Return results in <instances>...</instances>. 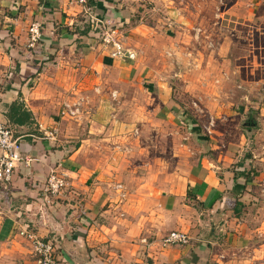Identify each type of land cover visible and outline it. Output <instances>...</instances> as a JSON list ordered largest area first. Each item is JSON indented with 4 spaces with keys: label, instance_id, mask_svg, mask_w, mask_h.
<instances>
[{
    "label": "crops",
    "instance_id": "0c3cea01",
    "mask_svg": "<svg viewBox=\"0 0 264 264\" xmlns=\"http://www.w3.org/2000/svg\"><path fill=\"white\" fill-rule=\"evenodd\" d=\"M5 1L0 119L33 161L0 182V264H38L23 231L50 240L61 264H264V219L252 227L244 206L233 215L249 202L251 182L229 159L196 158L183 174L167 176L165 159L157 170L147 162L153 150L164 151L144 141L143 129H119L131 119L118 107L152 104L159 120L172 121L177 102L149 58L151 44L169 28L178 46L182 30L197 24L201 2L211 0H91L88 8L74 0ZM218 1L220 27L226 17L264 24V0ZM34 23L41 37L31 47ZM106 29L123 34L134 60L113 57ZM136 84L147 102L134 95ZM53 171L67 183L57 198L44 192ZM173 231L188 234L189 244L163 248Z\"/></svg>",
    "mask_w": 264,
    "mask_h": 264
},
{
    "label": "rangeland",
    "instance_id": "374dc122",
    "mask_svg": "<svg viewBox=\"0 0 264 264\" xmlns=\"http://www.w3.org/2000/svg\"><path fill=\"white\" fill-rule=\"evenodd\" d=\"M5 3L0 0V21L3 13L7 14ZM201 5L194 29L182 30L180 46L168 38L171 29L163 28L164 34L154 38L149 51L156 72L173 88L177 102L174 118L170 121L164 114L159 120L152 104L126 111L118 107L117 114H127L131 119L121 122L119 129L124 125L122 129L126 130V125L141 135L143 129L144 141L164 151L158 155L153 150L147 162L157 170L162 166L158 159H165L167 176L183 174L187 162L196 158L229 159V168L239 169L251 182L249 202L232 208L233 215L238 217L241 207H247L244 217L252 227L258 226L264 219V24L238 25L237 20L226 17L220 27L219 1L211 0L207 6L202 1ZM197 29H201L198 40L194 38ZM139 45L141 52L142 43ZM223 52L227 56L223 57ZM141 86L133 87L134 95L147 102ZM69 115L74 116L71 112ZM144 117L149 121H143ZM159 132L161 135L154 138ZM189 148L198 150L197 155H192ZM257 236L255 240L261 243L264 236Z\"/></svg>",
    "mask_w": 264,
    "mask_h": 264
},
{
    "label": "built area",
    "instance_id": "2783aa9c",
    "mask_svg": "<svg viewBox=\"0 0 264 264\" xmlns=\"http://www.w3.org/2000/svg\"><path fill=\"white\" fill-rule=\"evenodd\" d=\"M76 4L88 8L91 0H74ZM197 35L200 36V29L196 30ZM31 33V47L35 43L39 42L38 40L41 37L40 24L34 23L30 29ZM103 43L106 46H112L113 48V57L115 58H126L134 60L136 58V53L132 51L124 42L121 34L117 30L106 29L103 33ZM76 109H71V112L74 116L79 114L81 110V104L78 103L74 106ZM49 136L52 138L55 136L54 132H50ZM26 162L29 164L33 159L28 157H22L20 155V146L17 138L15 137L14 131L0 119V182L3 184L9 183L15 173L17 165L21 162ZM66 178L63 175H60L57 171H53L49 178L47 179L44 192L46 195L52 196L54 198L59 197L63 190L66 188ZM21 234L24 238H27L31 243L33 253L37 258L38 264H61L56 252L55 245L50 241L46 240L37 234L29 231H23ZM190 237L188 234L178 231H173L169 233L162 240V247L167 248L174 245H186L189 244ZM139 264H149V263H139Z\"/></svg>",
    "mask_w": 264,
    "mask_h": 264
},
{
    "label": "water",
    "instance_id": "95a60500",
    "mask_svg": "<svg viewBox=\"0 0 264 264\" xmlns=\"http://www.w3.org/2000/svg\"><path fill=\"white\" fill-rule=\"evenodd\" d=\"M214 231H215V229L212 230L211 236L213 235Z\"/></svg>",
    "mask_w": 264,
    "mask_h": 264
},
{
    "label": "trees",
    "instance_id": "16d2710c",
    "mask_svg": "<svg viewBox=\"0 0 264 264\" xmlns=\"http://www.w3.org/2000/svg\"><path fill=\"white\" fill-rule=\"evenodd\" d=\"M21 123H23L24 121H22V120H19Z\"/></svg>",
    "mask_w": 264,
    "mask_h": 264
}]
</instances>
